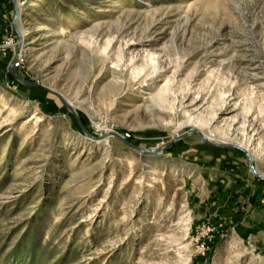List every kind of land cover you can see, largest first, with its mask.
I'll return each mask as SVG.
<instances>
[{
	"label": "rangeland",
	"instance_id": "374dc122",
	"mask_svg": "<svg viewBox=\"0 0 264 264\" xmlns=\"http://www.w3.org/2000/svg\"><path fill=\"white\" fill-rule=\"evenodd\" d=\"M12 61L92 136L198 126L264 175V0H0V264H264L243 151L93 139Z\"/></svg>",
	"mask_w": 264,
	"mask_h": 264
},
{
	"label": "water",
	"instance_id": "95a60500",
	"mask_svg": "<svg viewBox=\"0 0 264 264\" xmlns=\"http://www.w3.org/2000/svg\"><path fill=\"white\" fill-rule=\"evenodd\" d=\"M17 14H18V11L16 12V14H15V16L13 18V21H12V24H13L14 27H16L15 25H16ZM12 63H13V61L9 64V70H10V72L12 73V75L15 78H17L19 81H21L22 83H24L26 85L34 86V87H38V88H41V89H45V90L54 92L59 97L61 102L76 116V118H77L78 122L80 123L82 129L87 133V135L89 137H91L93 139L98 140V139L107 138L109 136H115V137L119 138L120 140H122L127 145H129L130 147H132L133 149H136V150L140 151L143 154L154 155V154H158L159 152H161L164 148H166L167 146H169L173 142L178 141L180 139H183L184 137H186L189 134H198L201 137L202 141L205 142V143L216 145V146H220V147H234V148H237V149L243 151L245 153L246 157H247V160L249 161V164H250V167H251V170H252L253 174H255L257 177H259V178L264 180V175H261V174H259L257 172L254 159H253V157H252V155H251V153H250V151L248 149H246L244 146H240V145L232 144V143L212 142L211 140H209L207 138V136H205V134L203 132H201L197 128H191L190 130L186 131L185 133H182V134L178 135L177 137L169 140L167 143H165V144H163V145H161L159 147H154V148H151V149L142 148V147H138L136 145H133V144L127 142L118 132H115V131H109V132L105 133L102 137L92 136L91 134H89L86 131L84 126L81 124V121H80V119H79V117H78V115L76 113L75 108L72 105H70L61 94H59L58 92L48 88L47 86H45L43 84L36 83L34 81L27 80V79H24V78L20 77L19 75H17L13 71Z\"/></svg>",
	"mask_w": 264,
	"mask_h": 264
},
{
	"label": "crops",
	"instance_id": "0c3cea01",
	"mask_svg": "<svg viewBox=\"0 0 264 264\" xmlns=\"http://www.w3.org/2000/svg\"><path fill=\"white\" fill-rule=\"evenodd\" d=\"M199 171L198 172H191V177L189 176V178L192 180V182H195V183H197L198 184V186L196 187V189L199 191V185H201L200 186V188H201V190L202 191H206L207 190V187L205 186V187H203V185L201 184V182L200 181H204V179H202V180H200L199 179ZM229 176V175H228ZM227 175H221V174H219V175H216L215 176V178H217V179H219V180H222V179H224L225 181H222V182H224L226 185L225 186H227V190L228 191H233L231 194H234V193H236V192H238V191H240V190H242L243 188L245 189V188H247V189H249V188H251L256 182L252 179V181H250L246 186H244V187H242L241 189H234V188H232V189H230V186L228 185V182H229V184L230 183H232L233 181H238V179H235V177L237 178V176H233V177H228ZM212 179L214 178V177H211ZM219 182H221V181H219ZM233 185V184H232ZM236 186V185H235ZM216 198H217V196H216ZM204 200V199H203ZM256 212H258V209H255V211L253 212L252 211V214L253 213H256Z\"/></svg>",
	"mask_w": 264,
	"mask_h": 264
},
{
	"label": "bare ground",
	"instance_id": "6f19581e",
	"mask_svg": "<svg viewBox=\"0 0 264 264\" xmlns=\"http://www.w3.org/2000/svg\"><path fill=\"white\" fill-rule=\"evenodd\" d=\"M18 19H19V18H18ZM18 29H19L20 32L23 33V31L21 30V28L18 27ZM193 128H194V127H193ZM195 128H197L198 130H200V131L202 132V128H201V127L199 128L198 126H196ZM190 129H191V128H190ZM205 136H206V135H205ZM207 138H208L209 140L212 141V138H210L208 135H207ZM240 146H241V145H240ZM242 146H243V145H242ZM156 147H158V146H156ZM246 149H247V148H246ZM251 155H252V157H254L252 153H251ZM253 159H254V158H253ZM256 170H257V168H256ZM257 172L259 173L258 170H257ZM259 174H260V173H259ZM261 175H262V174H261Z\"/></svg>",
	"mask_w": 264,
	"mask_h": 264
},
{
	"label": "built area",
	"instance_id": "2783aa9c",
	"mask_svg": "<svg viewBox=\"0 0 264 264\" xmlns=\"http://www.w3.org/2000/svg\"><path fill=\"white\" fill-rule=\"evenodd\" d=\"M19 57V56H18ZM22 60L19 58V59H17V61L15 62V66H20L21 65V63L23 62H21ZM262 202L264 203V199L262 200ZM208 230H213V228H209Z\"/></svg>",
	"mask_w": 264,
	"mask_h": 264
},
{
	"label": "trees",
	"instance_id": "16d2710c",
	"mask_svg": "<svg viewBox=\"0 0 264 264\" xmlns=\"http://www.w3.org/2000/svg\"><path fill=\"white\" fill-rule=\"evenodd\" d=\"M40 90V89H39ZM217 236V235H216ZM214 237L213 241L211 242V244H213L216 240H217V237Z\"/></svg>",
	"mask_w": 264,
	"mask_h": 264
}]
</instances>
